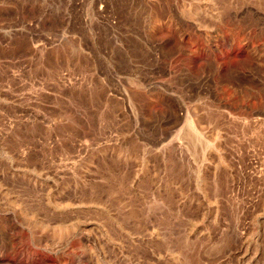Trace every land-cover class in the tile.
Returning <instances> with one entry per match:
<instances>
[{
    "label": "rangeland",
    "instance_id": "rangeland-1",
    "mask_svg": "<svg viewBox=\"0 0 264 264\" xmlns=\"http://www.w3.org/2000/svg\"><path fill=\"white\" fill-rule=\"evenodd\" d=\"M0 264H264V0H0Z\"/></svg>",
    "mask_w": 264,
    "mask_h": 264
},
{
    "label": "bare ground",
    "instance_id": "bare-ground-1",
    "mask_svg": "<svg viewBox=\"0 0 264 264\" xmlns=\"http://www.w3.org/2000/svg\"><path fill=\"white\" fill-rule=\"evenodd\" d=\"M188 126H189V124H188ZM189 128H190V127H189ZM190 130L193 132V133L191 132L193 135H191L190 138L192 137L193 140H195L194 137H195L196 139H199V137H198L197 134L195 133L194 129L190 128ZM188 137H189V136H188ZM188 140H189V139H188ZM191 140H192V139H191ZM192 142H193V141H192ZM193 143H194V142H193ZM203 145L205 146V143L203 144V142H202V146H203ZM60 233H61V232H60ZM58 234H59V233H58ZM61 235H62V234H61Z\"/></svg>",
    "mask_w": 264,
    "mask_h": 264
}]
</instances>
